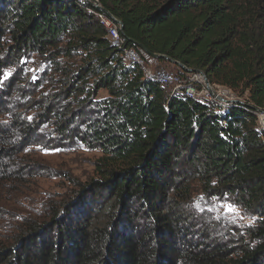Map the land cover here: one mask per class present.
<instances>
[{"label": "trees", "instance_id": "obj_1", "mask_svg": "<svg viewBox=\"0 0 264 264\" xmlns=\"http://www.w3.org/2000/svg\"><path fill=\"white\" fill-rule=\"evenodd\" d=\"M96 1L123 24L124 48L199 70L246 102L171 96L123 60L106 15L80 0H0V168L44 124L55 141L78 132L101 152L98 179L24 224L0 264H264V130L248 107L264 109V0ZM28 56L43 65L32 77ZM5 67L14 76L2 83ZM197 191L250 221L237 242L187 240L172 204Z\"/></svg>", "mask_w": 264, "mask_h": 264}, {"label": "rangeland", "instance_id": "obj_2", "mask_svg": "<svg viewBox=\"0 0 264 264\" xmlns=\"http://www.w3.org/2000/svg\"><path fill=\"white\" fill-rule=\"evenodd\" d=\"M5 54L6 52L1 56ZM26 61L30 62H23L24 72H30L31 77L41 72L43 65L37 63L35 56H28ZM161 64L159 67L169 71L178 69L168 62ZM5 68L7 69L3 68V74L8 72L11 75L7 79H1L2 83L14 76L13 67ZM16 79L14 77L13 84ZM215 86H219H212L217 91H227L220 85ZM229 91V95L236 100L246 102L244 95L240 97L238 92ZM106 96V91L100 90L96 99L101 100ZM31 114L28 113L29 116ZM6 118L5 114L0 117V121L4 122ZM258 126L264 130L259 124ZM78 135L76 132L67 140L55 141L58 137L51 126L41 125L31 142L5 160V166L0 168V246L11 245L24 224L46 220L52 210L76 193L80 185L98 179L96 162L101 152L81 144L76 137ZM177 200L172 206L175 207V212L183 215L181 220L186 221L190 227V236L187 238L189 242L200 239L203 241L208 236L222 243L237 242L244 235V227L250 222L238 208L231 205L235 212H230L227 207L229 203L219 199H205L199 191L194 192L188 200ZM108 204L107 202L105 208ZM98 216L99 221L103 222L102 215Z\"/></svg>", "mask_w": 264, "mask_h": 264}, {"label": "built area", "instance_id": "obj_3", "mask_svg": "<svg viewBox=\"0 0 264 264\" xmlns=\"http://www.w3.org/2000/svg\"><path fill=\"white\" fill-rule=\"evenodd\" d=\"M105 22L108 23L110 29V37L113 40H117L118 46H122V39H125L120 31L113 30L114 20L110 18L105 19ZM127 54H131V60L133 63V56H140V61L144 63V67H149L148 78H159L164 83V87H166L170 95L172 96V91H181L187 95H193V97H207L211 100H223V102H242L240 100H236L233 96H230L226 93H218L215 91L217 99L210 92L207 91H199V82H203L202 78L198 74H193V78L190 79H181L177 76L173 75V71H169L166 69H159V60H156L143 51L139 49H134V52H127ZM238 99V98H237ZM243 103V102H242ZM222 108V107H221Z\"/></svg>", "mask_w": 264, "mask_h": 264}, {"label": "bare ground", "instance_id": "obj_4", "mask_svg": "<svg viewBox=\"0 0 264 264\" xmlns=\"http://www.w3.org/2000/svg\"><path fill=\"white\" fill-rule=\"evenodd\" d=\"M98 17H99L100 21L107 28L108 36H109V39L111 41V44L122 51L123 60L126 63H128V64H135L137 67H139L140 70H141V72H142V77L144 79L150 80L153 83H156V84H159L161 86H164V83L161 81V79H159V78H148L149 67H144V63L142 61H140V56H133V63H132L131 54H127V52H134V49L133 48H124V39H122V46H118L117 40H113L110 37V29H109L108 23L105 22V19H108V17L107 16H102V15H98ZM113 30L114 31H120V27L118 26V24L113 23ZM159 69H163V68H159ZM180 74H183V75H180ZM180 74H178L176 71H173V75L174 76H177L178 78H181V79H190V78H193V74H195V73H192V72H184V71L181 70L180 71ZM213 87H219V86H213ZM221 88L229 91L226 88H223V87H221ZM199 91H206V88L204 87V83L203 82H199ZM214 91H217V90L214 89ZM227 91H217V92L218 93H226V94L229 95L230 94L229 93L230 91L229 92H227ZM175 94L176 95L177 94H181L182 96H184L186 98H189V99H192V100H195V101H197V102H199V103H201V104H203V105H205L207 107H209L210 105H215L216 104L217 106L222 107V109H225L229 105H234V104L244 105L245 104V102H243V103L242 102H223V100H215L214 101V100H211V99H209L207 97L196 98V97H193V95H187V94H185L184 92H181V91H172V95H175ZM230 96H232V95H230ZM248 107L252 111H254V113L256 114V117H257L258 124L261 127L264 128V109L254 108V107H252V105H248Z\"/></svg>", "mask_w": 264, "mask_h": 264}, {"label": "water", "instance_id": "obj_5", "mask_svg": "<svg viewBox=\"0 0 264 264\" xmlns=\"http://www.w3.org/2000/svg\"><path fill=\"white\" fill-rule=\"evenodd\" d=\"M84 3H87L88 5L92 6L93 8L97 9L98 11L104 13L108 18H110L111 20H114L116 24H118V26L120 27V33L121 35L123 36V24L114 19L113 16H111L106 10H104L100 5L99 3L96 1V0H80ZM139 50L143 51L144 53H146L147 55H149L150 57L156 59V60H162L164 62H168L169 64L171 65H174L176 67H178L180 70L184 71V72H192V73H195V74H198L201 76L202 80H203V83H204V87L213 95L215 96L217 99H219L216 94H215V91L212 87V85L208 82L207 78L205 77V75L199 71V70H191V69H188L186 68L185 66H183L182 64L178 63V62H175L171 59H169L168 57L166 56H162V55H157V54H152L150 52H148L145 48H143L142 46L132 42Z\"/></svg>", "mask_w": 264, "mask_h": 264}, {"label": "snow or ice", "instance_id": "obj_6", "mask_svg": "<svg viewBox=\"0 0 264 264\" xmlns=\"http://www.w3.org/2000/svg\"><path fill=\"white\" fill-rule=\"evenodd\" d=\"M9 75H11V73L5 72V73L3 74L2 79H7ZM227 207H228V209H229L230 212H235V209H234L231 205H229V206H227Z\"/></svg>", "mask_w": 264, "mask_h": 264}, {"label": "crops", "instance_id": "obj_7", "mask_svg": "<svg viewBox=\"0 0 264 264\" xmlns=\"http://www.w3.org/2000/svg\"><path fill=\"white\" fill-rule=\"evenodd\" d=\"M159 65L161 66L162 64L159 62Z\"/></svg>", "mask_w": 264, "mask_h": 264}]
</instances>
